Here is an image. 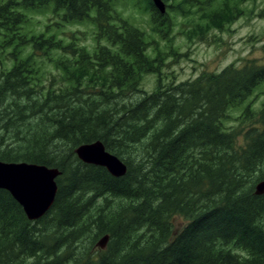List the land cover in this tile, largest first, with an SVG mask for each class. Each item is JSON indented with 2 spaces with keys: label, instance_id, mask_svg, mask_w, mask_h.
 Masks as SVG:
<instances>
[{
  "label": "trees",
  "instance_id": "16d2710c",
  "mask_svg": "<svg viewBox=\"0 0 264 264\" xmlns=\"http://www.w3.org/2000/svg\"><path fill=\"white\" fill-rule=\"evenodd\" d=\"M162 1L164 14L144 0L147 33L111 0H0V161L60 172L37 220L0 189V264H264V194H254L264 179V102L245 104L264 64L162 83L154 38L168 36L175 13L195 17L185 35L203 40L240 16L244 0ZM45 8L63 24L90 22L91 49L51 33L54 22L32 30L29 13ZM148 73L157 78L145 93ZM96 141L126 166L123 176L77 158Z\"/></svg>",
  "mask_w": 264,
  "mask_h": 264
},
{
  "label": "rangeland",
  "instance_id": "374dc122",
  "mask_svg": "<svg viewBox=\"0 0 264 264\" xmlns=\"http://www.w3.org/2000/svg\"><path fill=\"white\" fill-rule=\"evenodd\" d=\"M114 9L123 17H126L133 25L147 33L150 32V15L145 10L144 0H111ZM168 2H164L167 4ZM218 0L215 2L218 5ZM242 14L233 19L222 30H211L200 40L199 36L186 37V33L192 28L195 17L184 18L179 14L169 13L172 18L171 30L164 39L155 36L157 53L164 59L161 71L162 83H180L192 80L201 73L219 72L223 68L234 65L240 67L247 61H257L264 64V0H244L239 4ZM165 11L167 9L165 8ZM31 21L29 27L35 32L41 29H50L51 33H59L58 38L65 39L72 36L76 47H82L89 51L94 40V26L90 22L63 24L57 21V16L51 13L50 8L29 13ZM51 27L44 28L46 25ZM190 28V29H189ZM168 39L170 43L167 42ZM70 42V41H69ZM172 49V54L170 53ZM173 53H177L176 56ZM149 56L155 57L152 48L148 50ZM43 71L51 72L58 78V70L52 65L43 67ZM156 75L145 74L140 80V89L150 93L155 89ZM251 103L253 109L259 108L264 102V82H262L245 102ZM236 111L231 112L225 125L234 127L237 122L233 119ZM181 219L175 218L174 225L180 227Z\"/></svg>",
  "mask_w": 264,
  "mask_h": 264
},
{
  "label": "water",
  "instance_id": "95a60500",
  "mask_svg": "<svg viewBox=\"0 0 264 264\" xmlns=\"http://www.w3.org/2000/svg\"><path fill=\"white\" fill-rule=\"evenodd\" d=\"M155 9L165 13L162 0H151ZM74 153L85 163L104 167L114 177L123 176L126 166L114 155L108 153L99 141L82 144ZM60 172L55 168L32 163H7L0 161V189L7 191L22 207L26 218L37 220L51 207L56 194L55 179ZM255 195L264 194V179L254 186ZM108 236L101 237L96 246L105 249Z\"/></svg>",
  "mask_w": 264,
  "mask_h": 264
},
{
  "label": "bare ground",
  "instance_id": "6f19581e",
  "mask_svg": "<svg viewBox=\"0 0 264 264\" xmlns=\"http://www.w3.org/2000/svg\"><path fill=\"white\" fill-rule=\"evenodd\" d=\"M33 221V220H32ZM104 236H108V235H104Z\"/></svg>",
  "mask_w": 264,
  "mask_h": 264
}]
</instances>
